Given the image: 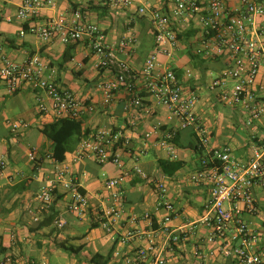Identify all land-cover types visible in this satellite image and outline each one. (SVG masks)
<instances>
[{
  "label": "built area",
  "instance_id": "obj_1",
  "mask_svg": "<svg viewBox=\"0 0 264 264\" xmlns=\"http://www.w3.org/2000/svg\"><path fill=\"white\" fill-rule=\"evenodd\" d=\"M96 1L117 12L134 4L133 0ZM56 2L23 0L17 17L33 21L29 32L44 43L58 39L65 46L86 47V58L91 60L93 69L104 74L96 90L106 107L124 90L129 98L126 112H144L149 100L166 108L178 125L156 146L166 150L171 161H179L178 132L192 129L196 150L202 156L201 168L190 180L195 185H208L210 196L201 218L175 226L173 222L180 214L169 200L167 183L157 180L158 210L166 212L164 217L157 220L149 211L135 213L127 219L130 226L126 225L124 187L131 174L122 154L131 151L132 139L123 130L105 128L80 142L72 162L77 164L93 157L98 163H110L119 170L118 176L104 180V192L96 203L84 192L69 165L50 156L54 165L50 171L43 172L36 150L29 152V160L36 164L33 179L39 183L36 193L39 212L51 213L59 195L70 194L67 212L78 219L94 216L97 227L109 238L113 264H171L180 246L201 229L206 232L208 247L206 251L195 250L198 264H214L218 258L238 264H264V136L256 131V124L264 119V0H173L168 9L142 3L135 13L149 22L155 44L140 68L133 67L129 60L136 47V36L111 39L90 20L83 7L73 10L70 16L41 21L42 11L53 8ZM2 13L0 0V16ZM194 20L199 24L198 35L189 41L187 50L207 62H224L222 70L210 80L209 89L220 104L240 109L244 114V125L251 137L244 158H238L229 144L216 145L212 141L197 111L199 90L186 91L179 75V52L185 43L181 36ZM184 76L187 80L200 81V76L192 70H186ZM0 87L10 95L29 88L37 96L38 112L52 115L56 120L81 121L96 111L94 104L61 86L58 69L48 61L39 55L24 61L12 60L1 43ZM27 127L23 120L12 124L14 132ZM159 129L156 126L146 133L145 140H151ZM145 155L144 149L139 157ZM7 169L8 161L0 151V177ZM134 174L147 179L139 167L134 168ZM7 178L10 183L15 178L25 180L22 173ZM40 220L39 215L33 218L35 223ZM140 221L146 225L140 227ZM55 225L62 229L65 223L60 219ZM0 264L20 263L10 255H0Z\"/></svg>",
  "mask_w": 264,
  "mask_h": 264
},
{
  "label": "crops",
  "instance_id": "obj_2",
  "mask_svg": "<svg viewBox=\"0 0 264 264\" xmlns=\"http://www.w3.org/2000/svg\"><path fill=\"white\" fill-rule=\"evenodd\" d=\"M2 1L3 13L0 16V43L3 45L7 56L15 61H24L33 55L41 56L58 69L61 86L71 90L77 97L88 100L96 107L95 113L81 120L82 136L70 142L69 151L63 161V163L71 167V171L78 178L84 192L92 197L93 202L96 203L99 200V196L104 192V181L101 179V175L115 177L119 175V170L110 163L100 164L93 157L85 158L77 164L72 162L80 142L85 137L105 128H113L115 130H123L132 139L131 151H126L122 154V161L131 174L124 187L127 212L126 225L130 226L127 219L135 213L141 214L149 211L157 220L164 217L166 212L161 208L158 210L159 197L155 182L157 180H164L167 183L169 200L175 205L180 214L179 218L173 222L175 226L201 218L204 213V206L210 196V187L204 184L195 185L190 180L191 176L201 168L200 160L202 156L196 150L193 130L186 129L178 132L176 144L179 161H182L184 166L174 175H166L163 173L159 161H176H171L168 152L157 147L156 143L167 132L176 129L178 125L170 112L164 107H159L153 102H149L150 100L147 101V107L144 112H126L125 105L129 98L124 90L116 95L110 107H106L103 104L101 94L96 90V84L104 74H98L93 69L91 60L86 58V47L77 45L74 51V58L68 63H63V56L67 46L61 44L58 39L48 43L40 41L29 32L33 21L18 19L17 12L23 0ZM172 1L142 0L141 2L133 0L134 4L131 8L117 12L109 7L101 6L96 0L89 2L87 0H57L53 8H47L42 11L40 20L45 21L51 18L70 16L73 10L83 7L88 11L90 20L98 24L111 39L120 40L131 34L136 36V47L129 60L133 67L140 68L153 51L155 40L149 22L138 17L135 11L137 7L142 6V3L148 6L168 9L172 7ZM198 30L199 24L194 20L181 36L185 43L183 49L179 52L178 64L180 66L179 75L185 83L186 91L197 88L200 92L206 80L208 78L211 80L224 67V62L222 61L207 62L193 55L189 49L187 50L189 41L197 37ZM81 64H83V67H80ZM186 70H192L196 75L200 76V81L187 80L184 76ZM36 97V94L27 87L22 88L13 95L8 94L4 87H0V151L6 156L8 161V169L5 175L0 177V231L2 228H17L19 223L25 222V251L26 246L31 245V240L38 247V250L31 249L29 254L25 253V264H51L49 260L47 263L44 259L48 258L46 255V253L49 255L47 250H50L49 248L55 245L52 242L55 241V238L58 240L71 239L70 241L73 243L78 242L74 243V245L70 243L72 246L85 247L86 245L87 248L89 244H93V241L90 237L88 238L87 234L82 235L80 233V227L86 222L90 225V230H92L94 229L92 226L96 222L93 221V215L85 219H78L67 212L66 206L71 198L70 194H60L51 213L42 214L39 212L36 201L39 183L33 179L36 172V164L29 160V152L32 149L36 150L39 166L43 172L52 169L54 165L50 159V156H52V143L43 134L42 130L46 124L52 123L56 119L52 115H44L38 112ZM229 108L232 111L225 113L223 119L227 121L233 119L235 121L233 122L234 126L238 123H243L246 118L242 111ZM197 111L199 112V109ZM200 116L211 134L212 141L216 145L231 144L232 141H235L236 145L232 147L239 150L240 156L238 157H246L249 151L248 138L243 139L240 135L235 134L233 132L235 130L232 128L227 141H224L223 137L229 134L225 133V131L222 132L221 130L210 128L204 122L203 115L200 114ZM204 119L206 121L209 120L208 117H204ZM19 120L25 121L28 127L14 132L12 124ZM132 123H135V126H132ZM156 126L160 127L159 132L155 133L151 140L146 141L144 138L145 134L151 132ZM256 131L260 136H264V119L256 124ZM144 149L146 150V155L139 157L140 152ZM135 167H139L147 176V179L134 174ZM189 167L192 168L193 173L187 171ZM17 173L24 174L25 191L19 190V185L24 180L15 178V181L10 183L7 178L15 176ZM188 181L192 184L189 185ZM38 215L41 220L39 223H35L33 218ZM21 216H23L22 220ZM60 219L65 223L62 229L55 225L56 220ZM71 219H75V221ZM43 222L45 226L39 227ZM145 225L143 222H139L140 227ZM97 228L102 231L99 227ZM53 232H55L54 235L50 236ZM79 236H82L81 240L75 239V237ZM104 236L107 249L102 251L97 249L95 254L99 253L106 256L112 251L109 238L105 234ZM205 236V230L201 229L194 236L189 237L180 246L176 256L171 258V264H198L199 258L195 255V250L201 248L206 251L208 245H206ZM73 238L75 241H72ZM2 239H0V249L7 247L6 249L8 250L5 252L0 251V255H10L13 259L18 258V256L22 258L21 252L11 249L10 244L6 243L7 240L5 239L6 241L3 240L2 242ZM85 250L82 249L79 253L72 255H75V258L80 257L81 260L79 259V262L84 260L86 262L90 261V264H92L91 260L94 255L89 253L84 257L83 253H85ZM53 252L56 253V251ZM21 258L16 261L23 264ZM108 264H113L112 257ZM214 264L238 263L218 258Z\"/></svg>",
  "mask_w": 264,
  "mask_h": 264
},
{
  "label": "rangeland",
  "instance_id": "obj_3",
  "mask_svg": "<svg viewBox=\"0 0 264 264\" xmlns=\"http://www.w3.org/2000/svg\"><path fill=\"white\" fill-rule=\"evenodd\" d=\"M209 84H210V79L208 78L206 80L204 87L199 92L201 99H200V102L198 103V109H199V113L203 115L204 122L210 128H213L216 130H221L222 132L225 131V133H227V134H229L233 128L235 130V131H233V132H235V134L240 135L243 139L248 138L247 141L249 143L251 137H250V135L248 137L249 131H248V129H246V126L244 125L246 119H244L243 123H238L235 126L233 125V122H235V121H233V119H231L230 121L224 120L223 119L224 114L230 113L232 110L229 108V106H226L224 104H220L216 100L215 95L212 94V92L209 89ZM204 117H208L209 120L206 121L204 119ZM228 136H230V134L223 137L224 141H227ZM73 140H75V139H73ZM229 145L231 147L232 146L235 147L236 142L232 141V143ZM234 153L237 157L240 156L239 150L234 149ZM187 171H189L190 173H193L192 172L193 170L191 167L187 168ZM107 178H108L107 175H103V176L101 175V179H103V181L106 180ZM187 183L189 185L192 184L190 181H188ZM22 219H23V216H21V220ZM21 220H20V222H21ZM71 220L75 221V219H71ZM9 229L10 228H8V229L2 228V230L0 231V234H1L0 236H2L1 239L3 238L2 242H3V240L6 239L7 240L6 243L10 244L11 249H13L17 252H21L22 258L19 256H18V258H15V257L14 258H15V260H18L21 258L23 261V264H25V253L29 254L31 252V249L32 250H34V249L38 250V247L35 243H32L33 240H31V243H30L31 245H27L26 251H25V222L22 224L19 223V226L17 228L15 227L13 229H10V230ZM54 230H56V229H54ZM55 232H57V231H55ZM55 232H53L50 236H53ZM80 233L82 235L87 234L88 238L90 237L93 241V244L92 245L89 244L87 248H86V245H85V247H82V249H86L85 253H83L84 257L86 255H88L89 253L92 255H95L97 249L100 251L107 249L106 238H105L103 232L100 231L98 228H94V229L90 230V225L85 222L80 227ZM11 236H14V240H11ZM81 238H82V236L75 237V239H77V240H81ZM75 239L73 238L72 241H75ZM70 240L71 239H59L58 240L57 238H55V241H52L55 243V245L54 246L52 245L49 248L50 250H47L49 255L46 253L48 258H46L44 260L47 261V263L49 260V263H51V264H90V261L89 262L87 261L88 263L84 260L82 262H79V259L81 260L80 257L75 258V255H72L68 252H65L64 250H62L59 247V244H61V243H65L68 246H70L71 244L74 245V243L75 244L78 243V242L73 243ZM101 241H103V242L101 243ZM95 242H97L98 244ZM6 243H4V244H6ZM6 250H8V249H6ZM53 251H56L57 254L54 253ZM105 253H106V251H105ZM20 264H22V263H20Z\"/></svg>",
  "mask_w": 264,
  "mask_h": 264
},
{
  "label": "trees",
  "instance_id": "obj_4",
  "mask_svg": "<svg viewBox=\"0 0 264 264\" xmlns=\"http://www.w3.org/2000/svg\"><path fill=\"white\" fill-rule=\"evenodd\" d=\"M77 45L67 46L64 56L63 63H68L74 58V51ZM43 134L52 143V158L56 162H63L66 158V154L69 151L70 142L82 136V121L72 119H59L54 120L52 123L46 124L42 130ZM86 135H88L86 133ZM163 173L172 176L180 169L183 168L184 163L182 161L166 162L163 160L159 161ZM19 185V190L25 191V180ZM49 224V222H47ZM45 223L40 224L39 227H44ZM93 228H97V225H93ZM1 239V236H0ZM59 247L70 254H77L82 250V247L68 246L65 243L59 244ZM1 252H5L6 248L2 247ZM112 252L104 256L102 254H95L91 260L92 264H108L111 260Z\"/></svg>",
  "mask_w": 264,
  "mask_h": 264
}]
</instances>
